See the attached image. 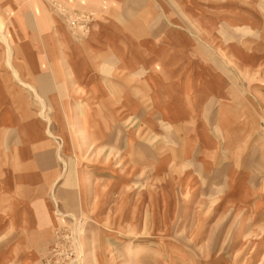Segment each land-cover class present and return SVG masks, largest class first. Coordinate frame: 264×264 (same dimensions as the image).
<instances>
[{
    "label": "crops",
    "instance_id": "1",
    "mask_svg": "<svg viewBox=\"0 0 264 264\" xmlns=\"http://www.w3.org/2000/svg\"><path fill=\"white\" fill-rule=\"evenodd\" d=\"M56 4L99 15L84 46L72 42L57 17ZM155 13L161 12H155V5L146 0H0V264H33L31 257L40 250L38 240L51 238V226L44 224L48 219L41 208L57 207L53 193L56 201L74 199L69 167L59 187L60 159L73 157L69 145L59 148L54 136L74 143L78 124L90 140L103 141L117 128L123 101L145 130L161 134L167 156L163 166L150 167L149 173L171 175L177 170L179 186L191 196L184 206L192 209L200 199L215 196L220 207H255L257 213L246 215L234 229L235 239L252 231L255 224L264 228V186L262 181L248 183L247 170L252 167L246 162L235 165L228 154L221 153L216 166L223 171V161L230 159L231 177L223 171L222 179L213 182L216 189L207 192L212 178L206 166L212 158L210 145L216 140L203 122L213 109L216 123L222 122L224 129V121H218L223 107L217 105L214 88L209 90L196 71L187 70L188 62L197 61L165 56L159 50L169 42L162 40L169 24L156 19ZM127 47L133 49L124 59ZM142 48L151 53L143 51L140 57ZM97 102L98 111L92 107ZM111 102L114 108L107 109ZM166 107L171 111L160 115L157 123V110ZM74 110L78 119L81 116L80 124ZM108 141L116 143L114 138ZM127 141L139 146L134 138ZM218 142H227L223 134ZM173 161L178 167L167 166ZM128 166L134 172L129 160L120 167L122 173L127 174ZM245 196L250 201L241 203Z\"/></svg>",
    "mask_w": 264,
    "mask_h": 264
},
{
    "label": "rangeland",
    "instance_id": "2",
    "mask_svg": "<svg viewBox=\"0 0 264 264\" xmlns=\"http://www.w3.org/2000/svg\"><path fill=\"white\" fill-rule=\"evenodd\" d=\"M146 2L155 5V12H161L154 14L156 19H165L169 24L162 32V40L169 42L159 50H164L165 56L197 61L188 62L187 70L196 71L209 90L214 88L217 105L223 107L218 121H224V129L222 122L216 123L217 111L213 109L208 110L210 117L203 122L216 140L210 145L212 158L206 166L212 178H206L207 192L210 194L216 189L217 184L212 189L213 182L222 179L223 171L226 177H231L228 175L232 170L230 159L223 161V171L216 166L221 153L228 154L235 165L246 162L248 168L252 167L247 170L248 183L262 181L264 186V0ZM56 5L60 24L72 42L84 46L99 15ZM104 17L109 19V16ZM132 49L127 47L124 59ZM143 51L151 53L142 48L140 57ZM157 54L154 50V55ZM124 102L117 128L103 141H92V137L90 140L78 124L74 143L54 136L59 148L69 145L73 157L60 159L63 172L59 187L69 167L74 177V199L56 201L53 193L51 197L57 207L41 208L48 219L44 224L51 226V238L38 240L40 250L32 255L31 262L264 264V228L255 224L246 235L236 239L233 236L234 229L242 225L240 220L257 213L256 208L245 204L220 207L215 196L206 201L200 199L192 209L184 206L191 196L188 189L179 186L177 170L171 175L149 173L150 167L163 166L167 156L161 134L145 130ZM106 106L111 109L115 104L111 102ZM92 107L98 111V102ZM172 108L175 110L177 106ZM157 111L159 115L155 119L159 123L160 115L171 109ZM73 114L79 122L81 116L78 119L76 110ZM221 134L227 142H218ZM108 138H114L116 143L106 142ZM132 138L140 147L130 145L127 140ZM221 146H226L227 150ZM129 160L134 172L130 173L128 166L124 174L120 167ZM168 165L178 167L179 164L173 161ZM116 168L119 169L112 177L110 172ZM238 169L240 167L234 168ZM261 189L264 188L261 186ZM249 198L245 196L241 203L250 201Z\"/></svg>",
    "mask_w": 264,
    "mask_h": 264
},
{
    "label": "bare ground",
    "instance_id": "3",
    "mask_svg": "<svg viewBox=\"0 0 264 264\" xmlns=\"http://www.w3.org/2000/svg\"><path fill=\"white\" fill-rule=\"evenodd\" d=\"M136 258H139V254H136Z\"/></svg>",
    "mask_w": 264,
    "mask_h": 264
}]
</instances>
